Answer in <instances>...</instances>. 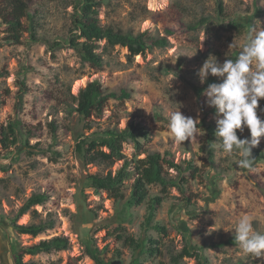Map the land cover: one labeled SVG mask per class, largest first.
<instances>
[{
    "label": "rangeland",
    "instance_id": "rangeland-1",
    "mask_svg": "<svg viewBox=\"0 0 264 264\" xmlns=\"http://www.w3.org/2000/svg\"><path fill=\"white\" fill-rule=\"evenodd\" d=\"M29 1L38 9L36 16L43 31L56 37L67 35L73 9L68 0ZM224 2L228 18L230 15L251 23L247 34L240 35L227 28L223 20L216 19L217 0H105L100 8L103 24L148 35H167V27L177 31L167 35L168 47L154 48L132 57L127 47L116 46L111 57L107 56L108 64L101 69L83 63L68 45L53 53L45 44L32 43L27 31L21 43L0 45V70L7 71L0 77V94L4 98L0 123L7 126L14 120V109L18 107V116L24 125L36 127V135H27L28 144L18 141L11 151L0 145V164L8 166L7 171L0 169V264H13L8 234L16 236L24 248L42 239H65L67 246L63 249L25 254V261L37 264H96L85 252L83 240L88 236L93 237L100 248L107 247L108 257L117 249L123 250V261L118 264H131L135 251L123 245L119 238L122 233L141 239L153 236L173 252H179L190 243L192 250H203L209 264H237L239 261L264 264V256L244 253L234 236L236 222L245 215L250 217L254 230L264 233V155H253L251 169H241L236 163L239 157L229 156L219 140L211 167L207 152L201 149L205 134L192 142L179 143L168 127L173 111L217 125L215 111L208 106L204 92L212 76L220 82L222 78L209 75L202 84L197 72L208 58L212 61L217 58L220 63L230 59L233 52L240 50L239 47L229 49L233 41L242 46L250 35L264 30V0ZM203 11L212 16L209 28L180 29L182 22L197 19ZM5 28L0 26V38L6 34ZM23 73L28 90L23 103L17 106V82ZM93 80L110 88L125 84L133 90L132 97L125 101L112 99L102 117L84 120L71 110L72 95H77ZM257 112L262 118L264 112ZM131 122L149 128L151 135L141 139V151L132 141L125 142L124 153L128 158H144L150 152L169 150L178 163L192 159L204 172L211 170L209 180L198 178L193 185L196 203L182 205L171 198L158 209L155 221L167 227L166 234L142 225L146 205L125 206L105 191L98 193L84 187L87 174L106 173L110 168L104 163H84L76 150L82 136L117 124L125 128ZM242 133L250 138L249 129L245 128ZM256 147L264 150V136ZM122 165L123 160L117 161L112 170L116 172ZM172 173L175 172L172 170ZM133 180L134 176L126 181L127 194ZM151 192H159V187L153 186ZM34 193L48 196L36 208L42 219L54 220V227L37 237L17 234L8 217L14 216ZM170 193L180 195L176 189ZM29 221V214L19 220L20 223ZM233 239L234 242L219 245ZM142 260L146 264H169V258L162 254ZM183 264H198V261L186 256Z\"/></svg>",
    "mask_w": 264,
    "mask_h": 264
},
{
    "label": "trees",
    "instance_id": "trees-1",
    "mask_svg": "<svg viewBox=\"0 0 264 264\" xmlns=\"http://www.w3.org/2000/svg\"><path fill=\"white\" fill-rule=\"evenodd\" d=\"M68 5L73 7L70 13V24L67 35L58 36L48 31H43L42 24L38 21L37 8L30 5L29 0H0V26H5L6 34L0 38V45L4 43H21L24 33L27 31L28 39L32 43L45 44L49 51L55 53L66 45L74 49L83 63H88L91 67L101 69L108 64L107 56L116 46L127 47L130 57L144 54L147 50L154 48H166L170 41L167 35L175 33L177 30L167 27V35H148L145 32H134L131 29L120 26L106 25L100 18V8L105 0H68ZM259 0H256L258 2ZM258 12L261 7L257 4ZM216 19L224 21L227 28L238 34H247L250 22L242 19L227 17L224 0H217ZM27 21V22H26ZM212 16L201 12L197 19L191 22H182V31L198 30L199 28H209ZM26 25L27 28H26ZM104 42V44H102ZM240 50L233 52L230 59L235 60ZM111 57V56H110ZM7 74L6 70H0V77ZM27 79L25 73L18 80L19 89L17 91V106L22 104L27 93ZM220 79L211 77V83H219ZM133 90L122 84L118 87L110 88L103 85L98 80L89 82L77 95H72L74 106L72 111H76L84 120L93 117H102L105 108L110 100L116 99L125 101L132 97ZM4 104V98L0 94V113ZM215 111V109L213 108ZM18 107L14 109L16 114L14 120L7 126L0 123V145L8 151L18 141L28 144L27 135H36V127L28 128L18 116ZM257 111L264 112V98L260 100ZM264 119V115L262 116ZM200 130H205V138L202 140L201 149L207 152L208 166L213 167L216 151V143L219 138L215 132L217 125L214 122H207L202 119L198 124ZM91 129V126H89ZM238 136L248 138L239 130ZM151 135L150 129L136 122L129 123L125 128L119 125L108 126L101 130H95L89 135L82 136L76 145V150L86 165L106 164L110 168L106 173H89L84 179V187L92 188L96 192L105 191L117 203L121 202L125 206L146 205V212L142 225L146 229H156L160 233L166 234L167 227L155 221L158 209L164 202L173 198L182 205H192L195 202L196 193L193 185L198 178L210 179L211 170H204L192 159L177 162L171 151L161 153L159 151L150 152L144 158H128L124 153V143L132 141L135 148L142 149L141 139H148ZM26 137V138H25ZM214 145V147H213ZM252 155H264V150L260 147L252 149ZM123 165L114 172L112 166L117 161H122ZM133 166V168H132ZM206 167V165H205ZM132 168V170H131ZM0 169L7 171L8 166ZM172 170L175 172L172 173ZM134 176L130 191L127 194L128 186L126 181ZM153 186L159 187V192L152 193ZM176 189L179 196L171 195L170 191ZM48 199L45 193L32 194L17 210L14 216H9V224L17 234H28L33 237L54 227V220L42 219L41 213L36 206L43 204ZM124 201V202H123ZM30 215V221L20 223L19 220L25 215ZM119 238L123 240V245L134 249L135 256L131 264H146L143 257L162 256L169 258V264H183L184 257H195L198 264H209V260L204 255L201 248L192 250L190 243H187L179 252L170 251L169 247L162 244L161 240L153 236L145 238H135L122 233ZM10 245V257L13 264H37L33 261H25L26 253L36 255L41 252H50L53 249H63L67 246L64 238L53 237L42 239L30 247L24 248L19 244L18 238L8 234ZM234 242L227 240L219 245ZM85 252L94 260L96 264H113L114 261H123V250L117 249L111 257L107 256V247L100 248L95 244L93 237L88 236L83 240ZM119 262V263H120ZM54 264V263H53ZM237 264H244L239 261Z\"/></svg>",
    "mask_w": 264,
    "mask_h": 264
},
{
    "label": "clouds",
    "instance_id": "clouds-1",
    "mask_svg": "<svg viewBox=\"0 0 264 264\" xmlns=\"http://www.w3.org/2000/svg\"><path fill=\"white\" fill-rule=\"evenodd\" d=\"M233 47L240 48L235 60L226 59L220 63L217 58L216 61L208 58L197 75L202 84L209 75L222 78V82L209 84L204 92L208 106L215 109V135L229 156L239 157L236 160L239 168L251 169L252 149L260 144L264 136V119L257 112L260 100L264 98V30L250 35L242 46L233 41L229 49ZM199 123V119L185 116L181 111H173L168 127L176 142H192L194 138L205 134L199 130ZM245 128L250 130V138L241 139L237 131L243 132ZM234 230L235 242L244 253L255 257L264 256V233L253 229L250 217L241 216Z\"/></svg>",
    "mask_w": 264,
    "mask_h": 264
},
{
    "label": "water",
    "instance_id": "water-1",
    "mask_svg": "<svg viewBox=\"0 0 264 264\" xmlns=\"http://www.w3.org/2000/svg\"><path fill=\"white\" fill-rule=\"evenodd\" d=\"M120 261L119 260H117V261H114L113 262V264H118Z\"/></svg>",
    "mask_w": 264,
    "mask_h": 264
}]
</instances>
